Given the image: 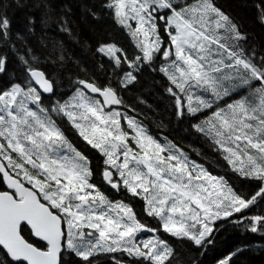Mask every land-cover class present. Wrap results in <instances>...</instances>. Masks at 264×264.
<instances>
[{
  "label": "snow or ice",
  "instance_id": "snow-or-ice-1",
  "mask_svg": "<svg viewBox=\"0 0 264 264\" xmlns=\"http://www.w3.org/2000/svg\"><path fill=\"white\" fill-rule=\"evenodd\" d=\"M13 6L40 15L15 28ZM252 7L264 26V0ZM102 9L130 48L104 36L83 41L100 58L89 69L61 38L80 39L70 8L0 0V75L10 57L22 69L0 83V264H182L172 241L203 255L225 223L264 234V43H250L218 0H104ZM70 64L77 73L61 92ZM145 71L163 77L172 114L191 121L225 175L138 118L122 93Z\"/></svg>",
  "mask_w": 264,
  "mask_h": 264
},
{
  "label": "trees",
  "instance_id": "trees-1",
  "mask_svg": "<svg viewBox=\"0 0 264 264\" xmlns=\"http://www.w3.org/2000/svg\"><path fill=\"white\" fill-rule=\"evenodd\" d=\"M51 2L57 10L65 7L71 9V18L74 21V27L80 39L77 41L62 34L61 38L66 41L69 52L74 53V60L80 61L82 66L93 69L100 60L99 57L94 58L88 48L83 47V41L85 40L91 44L94 43L98 36H104L114 39L125 48H130L129 37L113 22L110 13L102 9L104 0H51ZM218 2L225 11L241 22L250 35V43L257 45L264 43V26L260 25L256 19V10L252 7L254 0H218ZM87 9L96 11L98 19H93L89 16ZM8 14L13 20L14 27L20 29H23L28 16L36 15L38 17L40 15L39 12L32 8H16L15 6L8 9ZM37 54H40L39 50ZM49 70L51 71V69ZM13 72L19 76L22 73V69L18 67L15 57H10L9 72L8 74L0 75V83L6 82ZM76 73V65L70 64L68 70L65 71V83L60 91H68L67 79L74 77ZM100 75L103 78V74L101 73ZM165 86L166 82L161 75L145 71L140 77V82L135 87L123 92L122 95L127 103L136 108V113L139 114L138 118L144 121L154 136L167 137L176 145L189 151L191 156L204 163L212 173L225 175V162L190 128L191 121L187 119L177 120L172 114L170 100L164 92ZM161 125L163 126L161 127ZM66 130L69 131L70 128L65 126ZM67 135L70 137L69 134ZM77 147H83L79 140ZM194 149H198L200 153H204L209 158H201ZM215 158L220 161L221 168L212 165ZM237 184L240 190L245 192L251 190L246 183L237 182ZM120 199H124V197L113 198V200ZM133 203L136 205L140 203L142 207L139 200ZM252 214H258V210L253 209L252 212L248 213V215ZM150 220L153 219L145 216V222L149 226L154 227L156 222L153 220L149 224L148 221ZM217 227H220L219 224ZM148 235L150 234L144 233L143 236L146 238ZM172 243L177 248L182 264H193V262L195 264H217L220 259H223L237 248H241L242 251L233 257L231 264H264V234L245 231L243 224L236 227L225 223L214 234V243L208 246L203 255L200 254L201 250L189 242L172 241Z\"/></svg>",
  "mask_w": 264,
  "mask_h": 264
},
{
  "label": "flooded vegetation",
  "instance_id": "flooded-vegetation-1",
  "mask_svg": "<svg viewBox=\"0 0 264 264\" xmlns=\"http://www.w3.org/2000/svg\"><path fill=\"white\" fill-rule=\"evenodd\" d=\"M61 92H63L62 90H61ZM67 131V130H66ZM70 131V132H69ZM69 131H67L66 132V134H69L70 135V137H69V139L70 140H72V142L74 143V144H76V146H77V144H78V139L76 138V136L73 134V132H72V130L70 129ZM102 190L103 191H105L112 199L113 198H120V196H122V198H123V195L121 194V195H117L116 193H114V192H112V190L111 189H109V188H102ZM133 206H134V208H135V210L138 212V213H141L140 211H141V205H140V203L139 204H135V203H133ZM261 208H264V205L261 207ZM141 219L143 220V222L144 223H146L145 222V216L141 213ZM150 224V223H149Z\"/></svg>",
  "mask_w": 264,
  "mask_h": 264
},
{
  "label": "rangeland",
  "instance_id": "rangeland-1",
  "mask_svg": "<svg viewBox=\"0 0 264 264\" xmlns=\"http://www.w3.org/2000/svg\"><path fill=\"white\" fill-rule=\"evenodd\" d=\"M158 139H163L164 137H157ZM168 139V138H167ZM169 141H171V142H173L172 140H170V139H168ZM174 143V142H173ZM179 146V145H178ZM186 152H189V151H187V150H185ZM197 151H199L198 149H197ZM190 154V153H189ZM201 158L202 157H205L206 159H208L209 157L208 156H206L204 153H201V155H199ZM192 157V159H194V160H196V161H198L199 163H201V164H203L204 165V167L205 168H207L208 169V167L204 164V163H202L199 159H197V158H195V157H193V156H191ZM212 165H214V166H218V167H220L221 168V163H220V161H218V159H216L215 158V160H213V162H212ZM208 171H209V169H208ZM211 172V171H210ZM212 173V172H211ZM213 175H217V174H215V173H212ZM217 176H220V175H217ZM142 238H145L144 236L142 237Z\"/></svg>",
  "mask_w": 264,
  "mask_h": 264
}]
</instances>
